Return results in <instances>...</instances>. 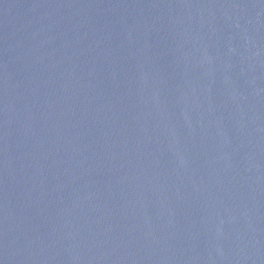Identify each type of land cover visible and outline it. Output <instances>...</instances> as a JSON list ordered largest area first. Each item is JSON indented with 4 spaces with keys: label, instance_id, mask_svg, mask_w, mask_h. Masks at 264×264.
Segmentation results:
<instances>
[{
    "label": "water",
    "instance_id": "water-1",
    "mask_svg": "<svg viewBox=\"0 0 264 264\" xmlns=\"http://www.w3.org/2000/svg\"><path fill=\"white\" fill-rule=\"evenodd\" d=\"M0 264H264V0H0Z\"/></svg>",
    "mask_w": 264,
    "mask_h": 264
}]
</instances>
